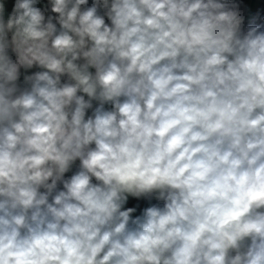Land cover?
<instances>
[{
    "label": "clouds",
    "instance_id": "clouds-1",
    "mask_svg": "<svg viewBox=\"0 0 264 264\" xmlns=\"http://www.w3.org/2000/svg\"><path fill=\"white\" fill-rule=\"evenodd\" d=\"M0 264H264V0H0Z\"/></svg>",
    "mask_w": 264,
    "mask_h": 264
},
{
    "label": "trees",
    "instance_id": "trees-1",
    "mask_svg": "<svg viewBox=\"0 0 264 264\" xmlns=\"http://www.w3.org/2000/svg\"><path fill=\"white\" fill-rule=\"evenodd\" d=\"M261 7V0H257L256 3L253 6V9H259Z\"/></svg>",
    "mask_w": 264,
    "mask_h": 264
},
{
    "label": "crops",
    "instance_id": "crops-1",
    "mask_svg": "<svg viewBox=\"0 0 264 264\" xmlns=\"http://www.w3.org/2000/svg\"><path fill=\"white\" fill-rule=\"evenodd\" d=\"M257 0H247V2L253 7Z\"/></svg>",
    "mask_w": 264,
    "mask_h": 264
}]
</instances>
